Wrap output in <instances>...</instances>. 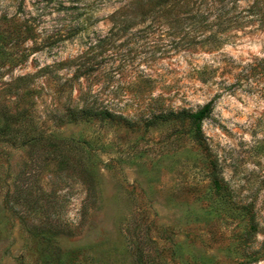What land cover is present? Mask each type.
Instances as JSON below:
<instances>
[{"label": "rangeland", "instance_id": "1", "mask_svg": "<svg viewBox=\"0 0 264 264\" xmlns=\"http://www.w3.org/2000/svg\"><path fill=\"white\" fill-rule=\"evenodd\" d=\"M119 4L0 0V127L11 124L17 139L71 138L76 162L45 163L39 151L31 162L28 148L0 137V264H39L5 204L22 171L38 209L27 219L62 223L58 239L81 248L80 264H141L139 253L145 264H264V24L240 19L206 40L218 25L187 33L138 16L128 26L131 15L112 20ZM6 17L31 23L32 36L6 39ZM84 62L92 71L67 86ZM90 89L89 108L123 120H69L68 108H82L69 99ZM209 101L208 151L188 122L161 117ZM209 158L230 195L211 186Z\"/></svg>", "mask_w": 264, "mask_h": 264}, {"label": "trees", "instance_id": "2", "mask_svg": "<svg viewBox=\"0 0 264 264\" xmlns=\"http://www.w3.org/2000/svg\"><path fill=\"white\" fill-rule=\"evenodd\" d=\"M241 0H119L120 4L112 13V20H118L122 16L131 15L129 25L135 24V18L141 16L145 19L149 16L160 18L162 24H172L180 31L191 28L187 33L199 32L201 29L205 31L208 26L218 25V29L206 36L207 39L217 40V33L228 30L233 25L239 24L240 19L250 18L247 22L258 21V24H264V0H244L250 2L248 7L243 8L237 15H229L234 11L237 3ZM211 15H215L216 20L207 22ZM199 17L197 20L196 18ZM7 26L13 27L8 31L6 39L16 40V42L23 41L26 37L32 36L34 28L29 22L22 21L15 18H5ZM218 19V21H217ZM133 20V21H132ZM204 27V28H203ZM203 28V29H202ZM10 29V28H9ZM200 36L199 34H197ZM196 37V34H195ZM13 38V39H12ZM27 53H21L20 58L23 60L27 57ZM71 61V60H68ZM86 62L80 63L76 68V73L65 83L67 86H73V81L79 79L85 74L92 71L93 65H85ZM77 99V100H76ZM98 93H93L90 90L80 94L75 99H69L66 107H82V108H68L66 115L69 120H90L99 118L108 121H120L123 117L104 109L94 110L89 107H96ZM213 102L209 101L197 111H188L187 109L179 110L178 112H170L168 115L161 116L164 120L177 119L180 122H188L189 131L192 138L201 145L204 150L208 149L205 134L203 131V121L211 112ZM24 118L20 117V122ZM126 123V121H124ZM127 124V123H126ZM17 129L9 123L0 127V137L7 138L5 142L14 147L28 148V155L35 160L33 156L36 151H39L43 156L45 163L50 160H57L58 164L63 168L75 167L76 162L70 158V148L72 146L70 139L49 135L46 138L42 136H31L27 139H17ZM24 134V133H20ZM68 151H65V150ZM208 151V150H207ZM210 160V182L213 189L220 194L230 195L229 187L225 179L221 176L218 165L213 159ZM28 175V176H27ZM14 190L7 191L5 197V204L8 210H16L19 215L20 222L24 229L31 235L37 244V252L39 257V264H80V257L82 254L80 247L67 248L64 247L58 236L65 232L62 223L52 222L47 219L36 221L27 219L26 215L37 212V202L29 195V173L22 171L14 178ZM22 204L25 210L21 207L15 206L13 203ZM36 214V213H35ZM138 261L145 264L141 253L138 254Z\"/></svg>", "mask_w": 264, "mask_h": 264}]
</instances>
